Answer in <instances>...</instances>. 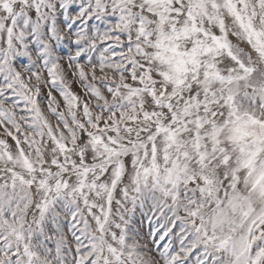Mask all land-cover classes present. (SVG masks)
Wrapping results in <instances>:
<instances>
[{
	"label": "snow or ice",
	"instance_id": "1",
	"mask_svg": "<svg viewBox=\"0 0 264 264\" xmlns=\"http://www.w3.org/2000/svg\"><path fill=\"white\" fill-rule=\"evenodd\" d=\"M0 264H264V0H0Z\"/></svg>",
	"mask_w": 264,
	"mask_h": 264
}]
</instances>
